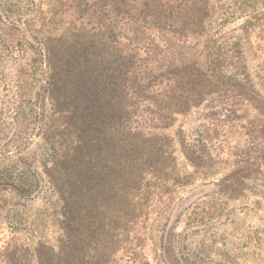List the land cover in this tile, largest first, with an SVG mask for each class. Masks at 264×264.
Instances as JSON below:
<instances>
[{"label": "rangeland", "instance_id": "1", "mask_svg": "<svg viewBox=\"0 0 264 264\" xmlns=\"http://www.w3.org/2000/svg\"><path fill=\"white\" fill-rule=\"evenodd\" d=\"M132 54L202 70L211 88L166 128L133 125L162 156L138 187L107 172L90 210L74 193L91 140L71 120L86 83L110 115V66L124 83ZM110 135L90 157L107 168ZM75 246L90 264H264V0H0V264H69Z\"/></svg>", "mask_w": 264, "mask_h": 264}, {"label": "trees", "instance_id": "2", "mask_svg": "<svg viewBox=\"0 0 264 264\" xmlns=\"http://www.w3.org/2000/svg\"><path fill=\"white\" fill-rule=\"evenodd\" d=\"M130 58L124 83H122V80H119L122 72L118 64L110 66L111 80L109 84L111 93L107 100L110 115L107 116L108 111L106 110L107 113H104L105 119L99 120L93 108L98 97H90L93 89L90 87L92 83H86L81 91L88 89V96L82 98L87 102L84 103L82 100V107L78 106V111L84 114H78L75 119L71 120V132L75 134V138H79L81 131H83L87 137L90 136L91 140L88 152L85 154L88 160L84 162L86 169L82 181V193H74L76 196L74 199L79 197V202H86L90 206V210L95 208V204L99 198L104 197L102 193H99L97 186L101 185L98 180H101L103 185L109 182V179L105 176L107 172H109L107 176L111 177V179L114 176L115 179L114 181L112 180V183L117 187L118 181L121 185V180L124 178L122 170H126L128 178L125 181L129 182V185H134L133 187H138L141 176L144 173V164L150 163L151 160H155L158 156H162L161 148L155 149L159 140L157 139L156 141V138H144L142 133L136 127H133V125L141 124L154 128H166L170 125L174 113L186 114L191 109L197 107L211 88V85L209 88L206 86V72L204 73L202 70L192 68L189 65L155 72V66L153 67L149 64L139 65L134 59V54ZM146 74L148 76H144ZM57 75H60L59 70ZM71 116H74V113ZM98 121L102 130L96 126ZM99 131L100 134H97ZM106 131H111V150L114 151L110 159H107L109 161L108 168L103 164L105 161L100 164L97 162V159L90 158L95 151L92 140L94 141L96 135L100 137L102 132L106 133ZM124 137L127 141L124 140ZM76 152V149L70 150L72 154H76ZM78 163V161H74L68 166L73 174L62 175L64 178L68 177L71 186L76 184L74 181ZM60 169L59 163L56 162L54 170L59 176L53 180V185L57 189H60L63 198L65 192L66 198L64 199L68 201L69 195L67 196V190L69 188L66 186L65 181L62 180V176L59 173ZM4 187H9L11 191L21 197L29 195V191L13 183H4ZM71 207L73 211L71 216L75 220H78L76 214L77 206L72 203ZM90 215L92 216L93 214ZM70 233H73V229H70L68 235ZM91 235L93 236V234ZM136 237L137 235L134 233L132 241ZM75 254L76 259H73L71 263L90 264L88 258L80 255L77 246L74 247ZM130 255L132 256L131 260L136 261L135 254L131 252Z\"/></svg>", "mask_w": 264, "mask_h": 264}]
</instances>
